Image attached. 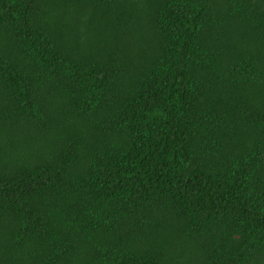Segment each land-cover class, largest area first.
I'll list each match as a JSON object with an SVG mask.
<instances>
[{
    "label": "trees",
    "instance_id": "16d2710c",
    "mask_svg": "<svg viewBox=\"0 0 264 264\" xmlns=\"http://www.w3.org/2000/svg\"><path fill=\"white\" fill-rule=\"evenodd\" d=\"M0 264H264V0H0Z\"/></svg>",
    "mask_w": 264,
    "mask_h": 264
}]
</instances>
